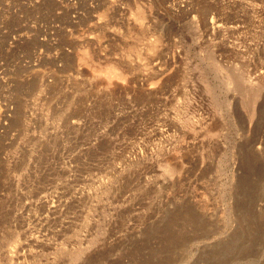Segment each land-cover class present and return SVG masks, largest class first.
<instances>
[{"label":"rangeland","instance_id":"rangeland-1","mask_svg":"<svg viewBox=\"0 0 264 264\" xmlns=\"http://www.w3.org/2000/svg\"><path fill=\"white\" fill-rule=\"evenodd\" d=\"M0 264H264V0H0Z\"/></svg>","mask_w":264,"mask_h":264},{"label":"bare ground","instance_id":"bare-ground-1","mask_svg":"<svg viewBox=\"0 0 264 264\" xmlns=\"http://www.w3.org/2000/svg\"><path fill=\"white\" fill-rule=\"evenodd\" d=\"M137 9L139 11H138L136 17H133V16H135L134 13H132L133 14L132 17L136 18L135 20H136L137 23L135 22V20H134V23L139 25L141 23V21L143 22V20H142V15L143 14L141 13L142 11L140 12L139 8H137ZM143 19H144V17H143ZM93 74H94L93 76L95 78H100L103 81L107 82L106 85L110 84L113 80L114 81H116V80H121V81L124 80V73L117 67L116 63L107 64L105 66L99 67L98 69L94 70ZM256 96H257V93H255L254 91L251 92L250 97H251L252 100H254ZM79 254L80 253L76 254L75 257L72 254V256L76 259L79 256Z\"/></svg>","mask_w":264,"mask_h":264}]
</instances>
